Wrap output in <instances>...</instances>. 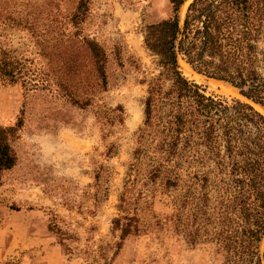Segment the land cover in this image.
Segmentation results:
<instances>
[{
  "label": "trees",
  "instance_id": "obj_1",
  "mask_svg": "<svg viewBox=\"0 0 264 264\" xmlns=\"http://www.w3.org/2000/svg\"><path fill=\"white\" fill-rule=\"evenodd\" d=\"M53 1H45L47 7L41 4L38 11H22L15 0H0V27L8 32L25 29L37 38L52 34L58 16L49 9L55 6ZM167 1L170 16L142 28L143 46L156 74L140 81L146 85L143 120L119 196L117 208L123 215L110 222L117 241L87 248L83 263L112 264L125 240L142 232L133 198L129 200L132 189L142 182L147 189L158 186L169 199L170 212L157 226H170L190 247L210 245L221 257L220 264H264V115L248 102L206 95L179 67L183 61L194 73L229 84L264 110V0ZM91 8V0H78L64 17L75 30L73 36L79 37L84 24L92 22ZM54 33L55 45L61 46L63 37ZM72 35L67 36L69 42ZM80 41L100 89L106 90V50L95 37L84 35ZM113 51L120 66L128 63L133 71L141 70L139 60L119 44ZM67 75H73L69 69ZM15 85L22 87L25 100L18 123L0 126V184L2 174L17 164L12 141L22 126L26 93L49 92L54 85L43 69L33 67L32 59L0 41V89ZM55 86L63 89L70 106H93L91 98H76L63 83ZM95 114L107 127L123 122L121 106H97ZM112 149L106 156L114 153ZM110 174L104 165L96 170L99 194L107 196ZM49 226L72 254L64 244L66 231Z\"/></svg>",
  "mask_w": 264,
  "mask_h": 264
},
{
  "label": "rangeland",
  "instance_id": "obj_2",
  "mask_svg": "<svg viewBox=\"0 0 264 264\" xmlns=\"http://www.w3.org/2000/svg\"><path fill=\"white\" fill-rule=\"evenodd\" d=\"M15 1L22 11H38L41 4L47 7V0ZM53 2L55 6L49 9L58 15L52 25L54 32L63 37L61 46L55 45L54 32L37 38L25 29L8 32L0 27L2 46L32 59L33 67L43 69L54 84L49 92L26 93L22 126L12 141L17 164L1 176L0 229L8 238L17 235L16 241L25 244L13 251V264H84L83 252L87 248L95 250L100 244L117 241L118 233L111 232L110 222L123 215L117 208L119 196L124 190L131 153L137 146L135 134L143 120L146 85L140 81L156 74L143 46L142 28L171 14L167 0H134L131 6L119 0H91L92 22L84 24L78 37L72 35L75 30L64 18L74 11L78 0ZM68 35H72L70 42ZM84 35L95 37L108 54L106 90L100 89L89 54L81 44ZM115 43L139 60L140 71H133L128 63L118 64ZM179 67L206 95L246 102L229 84L198 75L184 62ZM67 69L73 75H67ZM58 83H63L76 98H91L93 106H70L63 89L55 86ZM12 87L18 91L21 111L25 94L20 85ZM97 106H121L122 124L105 126L97 119ZM255 107L264 115L262 108ZM19 120L20 116L11 126ZM110 148L114 153L108 157ZM100 165L111 172L107 196L96 189L94 177ZM148 190L154 192L153 196ZM161 191L158 186L147 189L142 182L132 189L129 200L133 198L142 232L125 240L112 264H220L221 257L210 245L190 247L170 226H157V221L170 212L169 199ZM53 224L66 231L64 238L68 239L64 244L72 254L65 251L59 235L49 230Z\"/></svg>",
  "mask_w": 264,
  "mask_h": 264
},
{
  "label": "crops",
  "instance_id": "obj_3",
  "mask_svg": "<svg viewBox=\"0 0 264 264\" xmlns=\"http://www.w3.org/2000/svg\"><path fill=\"white\" fill-rule=\"evenodd\" d=\"M20 103L16 87L0 89V126H11L18 119ZM17 235L8 236L0 229V264L11 263L15 259L12 255L15 248L25 247L24 242L16 241Z\"/></svg>",
  "mask_w": 264,
  "mask_h": 264
},
{
  "label": "bare ground",
  "instance_id": "obj_4",
  "mask_svg": "<svg viewBox=\"0 0 264 264\" xmlns=\"http://www.w3.org/2000/svg\"><path fill=\"white\" fill-rule=\"evenodd\" d=\"M185 7V6H184ZM181 62H183V61H181ZM212 80V79H211ZM246 102H248V103H250L251 105H253L254 107H255V105L254 104H252L251 102H249V101H247L246 100ZM256 108V107H255ZM260 112V111H259Z\"/></svg>",
  "mask_w": 264,
  "mask_h": 264
}]
</instances>
